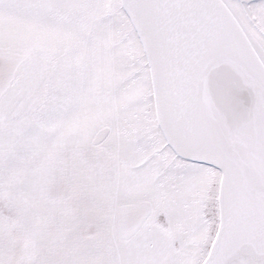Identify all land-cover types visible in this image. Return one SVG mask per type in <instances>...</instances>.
<instances>
[{
	"label": "snow or ice",
	"instance_id": "6c2138e0",
	"mask_svg": "<svg viewBox=\"0 0 264 264\" xmlns=\"http://www.w3.org/2000/svg\"><path fill=\"white\" fill-rule=\"evenodd\" d=\"M0 264H264V0H0Z\"/></svg>",
	"mask_w": 264,
	"mask_h": 264
}]
</instances>
